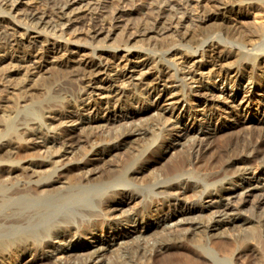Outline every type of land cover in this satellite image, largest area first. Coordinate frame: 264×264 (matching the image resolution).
I'll return each mask as SVG.
<instances>
[{"label": "bare ground", "instance_id": "6f19581e", "mask_svg": "<svg viewBox=\"0 0 264 264\" xmlns=\"http://www.w3.org/2000/svg\"><path fill=\"white\" fill-rule=\"evenodd\" d=\"M81 1L85 14L103 7L44 0L50 10L28 6L21 30L0 15V264H264V135L252 143V120L221 119L210 143L212 113L264 82V0H203L183 32L181 18L150 0L148 15L101 49L42 36L46 16L52 27L110 33L115 16H69ZM13 6L1 0L0 12ZM252 8L263 21L245 24ZM150 38L149 48L134 44ZM20 72L31 82L16 81ZM105 113L114 120L97 124Z\"/></svg>", "mask_w": 264, "mask_h": 264}, {"label": "rangeland", "instance_id": "374dc122", "mask_svg": "<svg viewBox=\"0 0 264 264\" xmlns=\"http://www.w3.org/2000/svg\"><path fill=\"white\" fill-rule=\"evenodd\" d=\"M38 1H41V2H38ZM43 1L44 0H9V2L14 5L12 7L10 13H8V15H7V13L5 14L3 12H0V15L1 14L6 15L8 18H10V20L17 23L18 25L14 24V26L18 30H21L23 27H25V25L21 22V20H19V18L22 17V13L24 12V10L28 6L34 5V6H36V8L38 10L40 9V11H43L44 9L46 10L47 8H48L47 11L50 10L49 8L52 7V6H50V3L48 5L47 2L44 3ZM121 1H123V0H101V1L99 0V2H102L101 4H103L102 5L103 7L100 6V8H102V9H98L99 7H97L96 11L100 12V13H97L94 10V12L97 14L94 13L92 15L88 14V13L85 14V12H84V9L86 8L85 6L87 4L85 1H81L79 3L75 2L71 5L70 8L67 9L70 13L69 16H71L72 14H75V13L85 14L84 19H85V21L87 20L88 23L95 22L97 19V16L101 15V13H103L102 15H108L111 17L115 16L111 20V25L110 26H109V24L106 25L107 28H109V27L111 28L109 30L110 33H108V34H103L100 36H96V37L94 36L93 37V34L86 29L87 28L86 24L85 25H84V23L80 24L79 22H70V23H67L65 26H57V27L53 26L54 27L53 28L52 27L53 20H51V17L46 16L45 17L46 19H44V20H47V25L43 27V31H42L43 35L42 36L50 39L51 41H52V37H53L60 44H62L64 42H66V43L68 42L67 44L70 46L71 49L74 48L73 45L78 44V43L84 44L85 42H88V45H92V46H94V45L99 46V45H103V44L108 45V46H111V45L114 46L117 43L116 42L117 39L120 36L122 37L124 32L131 31L134 29V27L136 25L135 23H137L136 21H139L141 18L148 15V13L150 11L149 9L151 8V5H152V4H150L151 2H149L150 0H124V2H121ZM154 1H153V3L159 5V7L164 9V11L170 12V13L174 14V16L181 18V21L183 23L182 25H184V26H180L181 28L179 27V29L182 32H183V30L194 27L195 23L199 22L200 17H201V10L203 9V5H205L203 0H154ZM255 1L256 0H245L242 2V5L250 4L251 2L253 3ZM71 2H72V0H71ZM43 4H45V5H43ZM48 6H50V7H48ZM87 6H88V4H87ZM236 8L239 9V7H237V6H236ZM119 11H120V16H118ZM245 11H246V14L244 15V17H242L240 19L241 21H244L245 24L247 22H248L247 24H257V23H260L263 21V19L260 18V14L258 13V11L256 9H253V8L252 9H246ZM9 15H11V16H9ZM86 17H88V18H86ZM89 18H90V20H89ZM231 20H232V17H231ZM233 20H232V22H235V19H233ZM0 24H2L1 26H3L4 23L0 22ZM48 24H49V26H48ZM50 29L53 31H51ZM30 31H32L31 35H33V36H35L37 34V32L34 29H31ZM56 34H57V36H55ZM58 34H61V35H58ZM169 35L172 36L173 34H169ZM43 37L41 39H43ZM155 37H158V36H155ZM150 39H146V40L138 39L137 42H135L134 44L138 45L140 48H142V47H144V48L148 47L149 48L150 47L149 43L154 41L155 38H150ZM172 39H174V37H172ZM89 41H91L93 43L91 44ZM22 42L24 45H26L28 43L27 48L32 45L28 42L27 39H23ZM147 42H149V43H147ZM85 44L87 45V43H85ZM38 45H40V46H38ZM37 46L39 48V49L37 48V50L41 51L40 47H43L44 45L37 44ZM98 48H100V46ZM28 49H30V47ZM121 49H125V48L120 47L119 50H121ZM138 49H139L138 47H131L130 51L134 52V51H137ZM12 55L15 57H19L22 55V53L13 52ZM44 57L47 58V60H49V61H54V59H51L50 57H48V55H43L42 58L44 59ZM50 66H52L51 68H53V65L50 64ZM14 70H17V68L16 67L9 68V71H14ZM61 70H62V66H61ZM19 71H20V69H19ZM33 71H34L33 66H31L30 72H33ZM137 71H138V67H134V69L133 68H127L125 71H121L120 74H122V77H120V79H123L124 76H127L132 72L135 73ZM30 72L27 75H22V73L20 72L18 74V77L15 80L17 81V79H19L20 81H23V82L30 81L31 74H32ZM61 75H62V72H61ZM33 79H35V78L33 77ZM205 81L208 83L210 80L205 78V80H203V82H204L203 84L206 83ZM216 81L217 80L215 79V81H214L215 85L220 90L222 88V84H218ZM229 108L230 109L227 110V113L225 111L223 112L222 109L216 110L212 113V119L210 120L211 134H213L210 138L211 145L213 144V142H215L214 138H216L214 128L220 122L221 119L225 120V121L233 120V122L235 124L238 123L240 118L243 119V121L252 120L250 122H246L244 124V126L246 125L245 126L246 128H248V126H249V128L251 126H256L259 128L258 137L255 136L254 139L252 140L253 141L252 143L259 142L261 140L262 136L264 135V123L259 122L261 119H264V82L259 81L257 79H254L253 83L249 85L248 90H245V89L243 90V88L239 89L238 90V96L235 98L234 101H232V103L229 104ZM232 112H234V115H231ZM218 113H219V116H217ZM111 114L112 113L103 114L102 117L97 121V124L102 125V124L108 123L109 121H113L114 117ZM87 116L89 117L90 114H88ZM126 118H129V115H127ZM256 120H257V122H256ZM242 135H244V134H242ZM136 138L137 137H135V138L131 137L129 139V142L131 143V145L135 146L137 143H139V142H137ZM67 146H68V148H70L68 144L64 145V147L61 146V152L65 147L67 148ZM208 150L209 149L207 147L204 150L203 154L204 155L208 154V152H209ZM122 153H125V151ZM150 154H151V150L149 149L146 151V155H150ZM111 157H113V156L104 157V160L102 159L101 161H104V162H105V160L108 161V158L113 160V158H111ZM114 160H115V158H114ZM258 187H259V185H258ZM249 188H252V187H249ZM244 213H247V212H243V215H244ZM246 215H248V213L245 214V216ZM233 217H234V215L232 213H229L222 218L225 222V221H230L231 218H233ZM222 227H225V226H222ZM198 229H200V227L196 228V230H198ZM196 230H194V231H196ZM149 233L154 234V233H156V230L150 231L147 234H149ZM135 235H137V234L132 232L131 236L116 238V240L111 245L106 246L107 251L108 252L110 251L111 253H115L116 248L118 246H121L123 240H126V239L129 240V239H131V237H134ZM26 261H27V259L24 260V262H26Z\"/></svg>", "mask_w": 264, "mask_h": 264}]
</instances>
